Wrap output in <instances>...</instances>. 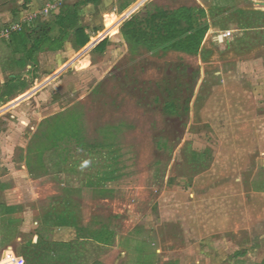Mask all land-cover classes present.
<instances>
[{
	"label": "rangeland",
	"instance_id": "rangeland-1",
	"mask_svg": "<svg viewBox=\"0 0 264 264\" xmlns=\"http://www.w3.org/2000/svg\"><path fill=\"white\" fill-rule=\"evenodd\" d=\"M50 1L0 0V13H9L17 18L14 21L35 17L29 25L36 29L34 38L54 23L57 14H40ZM82 1L62 0L61 9ZM144 1L129 8L134 0L87 4L80 11L82 22L92 35L93 31L107 34L105 40L119 29L123 37V24L149 5L152 10L186 6L196 25L207 23L213 28L199 55L150 52L122 40L112 42L103 57L97 53L90 57L91 48L87 47L73 54L65 49V70L60 71L61 78L54 88L49 92L39 90L36 98L25 97L10 117L11 123L0 118V164L7 169L11 163L22 164L24 148L30 141L32 148L54 150L49 136L63 125L61 132L65 135L69 116H79L83 146L78 147L74 141L60 143L56 152L60 159L67 158L63 172L43 170L36 158L30 170L42 179L34 182L31 196L60 201L65 195V201L72 200L80 223L94 228L111 225L146 232L165 227V238L171 245L179 243L183 247L188 246L190 235L197 237L195 230L201 220L187 197H249L241 211L244 219L239 221L248 227L247 231L254 232L256 240L251 233L243 234V243L249 245L245 252L259 246L264 249V236L260 243L264 235V91L254 94L264 85V50L255 52L258 48L225 45L218 40L243 22L238 10L243 1ZM135 6L140 7L131 14ZM225 7L230 8L229 14L223 10ZM98 35H93V43L102 40ZM8 42L0 43V83L6 82L11 72ZM70 44L66 42L65 48ZM238 49L249 53H233ZM58 58L40 59L44 74L61 62ZM100 65L103 70L97 69ZM52 79L43 81L38 89ZM239 90L247 98L244 104H227L229 97L237 102ZM11 102L0 107L1 116L10 115L12 109L6 107ZM55 119L57 123L53 124ZM17 130L22 131L19 138L7 139ZM34 132L38 134L31 139ZM11 147L17 149L15 154L10 152ZM48 202L44 199L38 207ZM221 205L219 202L216 206L226 210L225 216L215 220L214 226L238 218L237 203ZM216 210L220 213L221 209ZM6 237L0 235V255ZM212 238L220 240L221 233Z\"/></svg>",
	"mask_w": 264,
	"mask_h": 264
},
{
	"label": "crops",
	"instance_id": "crops-1",
	"mask_svg": "<svg viewBox=\"0 0 264 264\" xmlns=\"http://www.w3.org/2000/svg\"><path fill=\"white\" fill-rule=\"evenodd\" d=\"M139 1L134 0L127 7H132ZM242 1L243 3L238 7V10H240V15L243 17V22L238 23L232 29L233 34L231 37H225L224 33L218 40L225 45L235 43L236 45L242 46L249 45V47H255L254 49L258 48L255 52L264 50V0ZM223 10H228V14L230 13V8L228 7L223 8ZM206 12L208 11L206 10ZM16 19L14 16L9 15V13H0V31ZM54 25L52 23L51 27L47 28V30L52 37L60 36L58 27ZM93 32L95 35H101L100 32ZM209 32H213L211 25L209 26ZM86 33L91 41V43L89 41L85 46L88 48L92 45V41L95 38L93 37L94 34L92 35L88 28H86ZM109 40V45L114 41L120 40L124 44L126 43L123 37L120 36V29L117 34L110 35ZM102 41H104L103 38L89 50L88 54H90V57L94 56L95 53L102 54L100 55L101 57L106 55L109 45L104 53L95 52V48ZM70 47L71 51H69ZM65 49L70 53L80 51L76 50L72 43L69 46L66 45L65 48L64 43V46L60 50L45 51L38 56L39 77L36 79L35 85H31L26 90L27 93L26 91L19 92L10 100L12 102L6 108L12 110L7 117L0 115L2 121L5 119L11 123L12 120H10V117L13 118V114L19 108L18 104L26 98L31 96L36 98L40 91L49 92L54 88L57 81L61 78V75H59L60 71L65 70ZM248 51L246 49H238L233 53H236V55L246 53L248 55ZM44 56L50 59L51 57H55L56 60L59 57L58 59L61 60L47 74L43 73L45 68H42L40 63V59ZM87 59L84 61H88ZM99 68L101 69L102 66L97 67V69ZM241 68L245 69L247 65H245V68L243 66ZM29 69L30 67L27 69V72ZM262 70L264 72V61L261 72ZM11 75L12 73L8 72V76ZM51 78L54 79L48 82L43 88L38 89L43 81ZM261 79L263 80L264 77L261 76ZM3 83L5 82L0 83V88ZM256 90L254 94L261 93L264 91V85H261ZM32 99L30 98V100ZM246 100L247 98L240 92L237 102L230 97L226 99V102L229 105L231 103L232 105L235 103L242 105L244 104L243 101ZM252 101L250 99L249 102ZM31 116L35 115L31 114ZM29 120L27 119L26 121ZM16 132L7 136V139L13 138L12 136L19 138L22 131L17 130ZM37 134L38 132H34L31 139ZM24 149L25 151L23 153L25 157L22 164L17 165L11 163L8 169L0 164V235L5 234L7 236V243L2 250L4 253L0 255V264L4 261L8 264L10 259L16 260L18 264H184L182 262L186 261V257L189 258L185 264H264V249H261V246H259V249H250L248 251L249 253H247L245 250L249 248V245L247 246L246 243H243L244 240L242 239L244 233H251V238L256 240L254 232L247 231L248 227L242 226V223L239 221V218L244 219L241 211L246 206L245 202L249 197H187L191 206L195 208L196 215L201 216L199 217L201 220H198L199 227L195 230L197 237L195 238L190 235L189 244L186 247L180 246L179 243L177 245L175 243L171 245L172 243L165 238V227L159 226L146 232L143 231L144 229L136 231L120 230L111 225H101L94 228L83 222L81 224L80 219L77 218L78 212L66 211L65 205L72 206L73 204L71 199L65 201V195H62L60 201H55V199L50 201L48 197L31 196L30 193L33 191V185L36 184L34 182L42 179L41 177H34V174L30 170L33 165H36L34 163L36 158L39 159L41 168L49 172H63L65 165L59 158L56 150L42 151L37 148H32L31 141ZM16 151V148L11 147L10 152L12 154H15ZM60 176L64 175L62 174ZM252 198L254 200L255 197ZM44 199L49 201L48 204L44 207H38V203ZM231 201L237 203V207L239 206L237 220L235 222H227L224 220L226 224L222 220L221 224L214 226L215 220L223 218L226 212L224 208H219L216 205L219 202L222 205L223 203L227 205ZM216 207L221 209L220 213L216 210ZM60 217L61 222L57 225L55 219ZM202 217L204 218L203 221ZM219 228L222 231H217ZM203 229L204 231L202 232ZM190 233L194 234V231ZM220 233V240L215 241L212 237L214 234ZM228 234H230L229 237H227ZM263 236H260V240ZM57 244H61V247H58ZM232 250L234 251L232 252Z\"/></svg>",
	"mask_w": 264,
	"mask_h": 264
},
{
	"label": "trees",
	"instance_id": "trees-1",
	"mask_svg": "<svg viewBox=\"0 0 264 264\" xmlns=\"http://www.w3.org/2000/svg\"><path fill=\"white\" fill-rule=\"evenodd\" d=\"M100 1L102 0H84L81 3L65 6L61 9L60 13L54 18V24L58 27L60 36L52 37L47 29H43L39 35L32 38V35L36 33V29L28 25H25L21 32L12 34L8 42L11 44L12 57L7 63L10 66L9 71H11L12 75L1 85L0 107L9 102L19 92H25L31 85H34L39 77L38 56L42 52L60 50L64 43L68 41L73 44L76 50L83 49L89 43L90 39L86 33V27L82 23L80 11L87 4H97ZM134 8L128 13L132 12ZM208 32L209 25L207 23L196 25L191 9L186 6L175 10L159 7L152 10L149 5L138 14L131 16L121 27V34L131 47H142L150 52L159 50L165 52L175 51L189 56L199 55ZM106 35L103 33L98 39ZM109 43V38L105 39L95 48V52L104 53ZM29 67L30 69L27 72ZM14 68L16 69L12 70ZM15 72L18 73L16 74ZM169 108H172V105ZM78 117L74 116L71 118L69 116L65 123V135L61 132L63 125L49 136L50 138L52 137L49 142L53 143L52 149L57 151L61 146L60 143L72 141L78 147L83 146L84 137L82 129L77 123ZM55 123H57L56 119L53 124ZM67 152H70V150ZM62 162L67 163V158H63ZM65 209L67 212L68 210L75 211L68 204L67 206L65 205ZM55 222L57 225L60 224L61 217L55 219ZM57 246L61 247V244H57Z\"/></svg>",
	"mask_w": 264,
	"mask_h": 264
},
{
	"label": "built area",
	"instance_id": "built-area-1",
	"mask_svg": "<svg viewBox=\"0 0 264 264\" xmlns=\"http://www.w3.org/2000/svg\"><path fill=\"white\" fill-rule=\"evenodd\" d=\"M61 3L62 0H52V2L50 1L44 7L43 11L40 14L44 17H49V15L60 13ZM34 18L35 17H28L26 19H20L19 21H14L8 26H6L0 31V43L2 41H9L12 34L16 32H21L25 28V25H31ZM232 34L233 31H228L227 33H225V37H231ZM8 264H18V262L14 259H10Z\"/></svg>",
	"mask_w": 264,
	"mask_h": 264
},
{
	"label": "water",
	"instance_id": "water-1",
	"mask_svg": "<svg viewBox=\"0 0 264 264\" xmlns=\"http://www.w3.org/2000/svg\"><path fill=\"white\" fill-rule=\"evenodd\" d=\"M146 1H147V0H145V1L143 2V4H144ZM139 7H140V6H138V7H137V8H136L131 14H133V13H134ZM131 14H130V15H131ZM130 15H129V16H130ZM129 16H128V17H129ZM128 17H127V18H128ZM95 44H96V43H95ZM95 44L92 43V45H90L88 48H92Z\"/></svg>",
	"mask_w": 264,
	"mask_h": 264
}]
</instances>
